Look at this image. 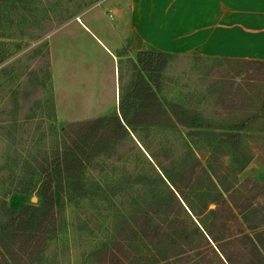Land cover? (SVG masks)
<instances>
[{
	"label": "rangeland",
	"instance_id": "1",
	"mask_svg": "<svg viewBox=\"0 0 264 264\" xmlns=\"http://www.w3.org/2000/svg\"><path fill=\"white\" fill-rule=\"evenodd\" d=\"M22 1L3 0L0 13L2 218L6 206L39 204L40 164L51 165L70 151L81 133L75 123L119 114V94L133 79L126 38L124 56L115 64L118 79L111 56L96 40L112 46L107 36L114 37L113 17L128 0H28L29 8ZM159 79L161 99L200 111L214 131L257 117L235 148L220 134L190 137L180 125L127 128L117 142L110 138V150L81 158L73 170L56 176L55 222L29 248L19 250L17 237L6 239L16 253L6 254L0 244V264H147L151 247L125 220L137 201L160 191L155 175H161L159 161L167 159L163 151L185 157L186 141L211 173L229 181L236 177L238 191L230 198L247 205L248 220L240 215L245 232L254 236L264 228L257 227V211L249 213L258 206L264 214V64L175 55Z\"/></svg>",
	"mask_w": 264,
	"mask_h": 264
},
{
	"label": "trees",
	"instance_id": "2",
	"mask_svg": "<svg viewBox=\"0 0 264 264\" xmlns=\"http://www.w3.org/2000/svg\"><path fill=\"white\" fill-rule=\"evenodd\" d=\"M22 2L29 8L30 1ZM172 56L175 54L137 50L133 79L126 92L119 94V114L114 111L75 123L81 133L79 139L72 140L70 151L51 165L40 164L39 204L23 203L19 208L6 206L5 217H0V244L6 254L14 257L16 253L6 239L17 237L22 240L18 244L19 250L29 248L31 242L44 238L49 223L55 222L56 176L73 170L81 158L89 160L93 153L110 150V138L112 143L117 142L128 133L127 128L133 131L139 126L176 128L180 125L190 137L220 134L231 147L240 145L243 132L257 115H250L227 130L214 131L200 111L182 102L159 97L158 90L163 84L159 77L164 75ZM240 61L264 64V60ZM187 142L185 157L168 149L163 151L167 159L159 161L161 175L157 172L155 175L160 182V191L144 201H137L138 207L125 220L126 225L151 247V261L147 264H160L161 261L163 264H264V228L254 236L245 232L240 215L248 220L247 205L240 207L230 198L238 191L236 177L229 181L221 174L211 173L209 166L201 162ZM144 149L148 150V147L144 146ZM76 150L80 151L81 157ZM148 154L155 158V153L149 151ZM247 158L245 156L241 164ZM210 204L214 206L210 207ZM254 211H257V227L264 225L263 212L258 206L257 209L249 208V213Z\"/></svg>",
	"mask_w": 264,
	"mask_h": 264
},
{
	"label": "crops",
	"instance_id": "3",
	"mask_svg": "<svg viewBox=\"0 0 264 264\" xmlns=\"http://www.w3.org/2000/svg\"><path fill=\"white\" fill-rule=\"evenodd\" d=\"M123 12L113 17L114 37L107 36L111 48L96 37L114 62V79L119 77L116 61L124 56L123 36L133 62L139 49L264 60V0H128ZM76 23L87 28L80 19Z\"/></svg>",
	"mask_w": 264,
	"mask_h": 264
}]
</instances>
